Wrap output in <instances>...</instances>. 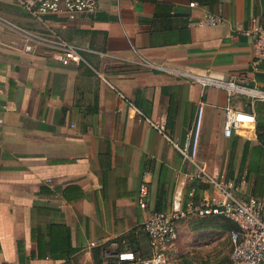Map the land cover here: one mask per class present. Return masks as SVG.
<instances>
[{
	"label": "crops",
	"instance_id": "0c3cea01",
	"mask_svg": "<svg viewBox=\"0 0 264 264\" xmlns=\"http://www.w3.org/2000/svg\"><path fill=\"white\" fill-rule=\"evenodd\" d=\"M205 12L221 16L223 24L198 25ZM0 14L117 58L86 56L91 68L63 67L46 53L23 52L17 34L0 25V264H114L125 249L148 257L145 220L168 208L175 187L185 196L204 189L186 180L194 167L171 144L183 146L191 136L200 101L197 163L242 184L243 198L263 194L264 101L229 99L224 91L201 89L133 61L140 54L171 69L264 90V60H255L242 35L252 17L264 21V0L208 6L196 0H101L94 17L78 22L37 21L15 1L0 0ZM127 103L148 119H161L169 140ZM226 106L253 112L254 125L223 138ZM142 181L149 187L145 209L137 205ZM182 221L169 256L192 262L185 251L198 244L185 237Z\"/></svg>",
	"mask_w": 264,
	"mask_h": 264
},
{
	"label": "built area",
	"instance_id": "2783aa9c",
	"mask_svg": "<svg viewBox=\"0 0 264 264\" xmlns=\"http://www.w3.org/2000/svg\"><path fill=\"white\" fill-rule=\"evenodd\" d=\"M12 1L18 3L34 20L41 21L45 17H58L69 22L85 21L94 17L100 11L101 2V0ZM196 6L194 2L189 3L191 8ZM223 22L224 19L221 16L205 12L198 25L216 27ZM0 25L17 34L23 52L46 53L53 62L63 67L84 65L91 68L86 56H95L100 60H117L107 52L71 43L52 29L26 28L11 22L1 14ZM242 35L251 41L255 60H264V21L252 17L248 28L242 32ZM133 62L145 70L183 79L200 86L201 89L215 88L224 91L229 99L239 98L250 105L264 101V90L256 86L238 84L232 79H225L216 74H195L171 69L149 61L140 54H137ZM96 74L100 76L97 72ZM118 96L125 100L123 94L118 93ZM127 104L137 115L144 117L139 109L131 103ZM204 107V103L200 101L197 105L194 129L183 146L171 142L182 160L194 167V172L187 175L186 180L196 183L199 187L203 186V191L196 194L192 189L185 196L181 187H175L168 208L164 211L153 212L143 223L142 229L149 244V256L142 258L139 253L132 250H120L114 256V264H179L169 256L178 239V223L188 218L208 217L221 218L234 224V228L227 233L230 243V264H264V192L259 197L243 198L240 194L242 184H237L224 174H212L197 163ZM223 116L222 137L226 139L230 138L233 133L251 127L255 123L253 112L234 109L230 106L223 109ZM144 119L153 130L169 140L165 123L161 119L151 120L146 117ZM148 196V184L142 181L137 192V205L140 209L147 207Z\"/></svg>",
	"mask_w": 264,
	"mask_h": 264
},
{
	"label": "rangeland",
	"instance_id": "374dc122",
	"mask_svg": "<svg viewBox=\"0 0 264 264\" xmlns=\"http://www.w3.org/2000/svg\"><path fill=\"white\" fill-rule=\"evenodd\" d=\"M182 222L187 223L185 237H192L198 247L187 245L186 256H190L192 262H187L184 255L176 256L179 264H230L227 233L234 227L232 223L216 217L188 218ZM210 239L215 240L209 242Z\"/></svg>",
	"mask_w": 264,
	"mask_h": 264
},
{
	"label": "trees",
	"instance_id": "16d2710c",
	"mask_svg": "<svg viewBox=\"0 0 264 264\" xmlns=\"http://www.w3.org/2000/svg\"><path fill=\"white\" fill-rule=\"evenodd\" d=\"M197 1V3L199 4V5H202V6H208V5H213V4H215L216 2H217V0H196ZM159 211H162V209H160V208H157L156 209V211H154V212H159ZM227 221V220H226ZM228 222H230V221H228ZM230 223H232V222H230ZM233 224V223H232ZM234 225V224H233ZM234 228V227H233ZM232 228V229H233ZM231 230V229H230Z\"/></svg>",
	"mask_w": 264,
	"mask_h": 264
}]
</instances>
